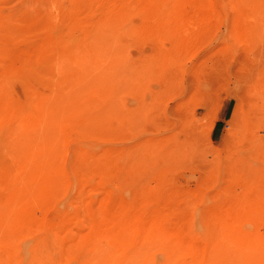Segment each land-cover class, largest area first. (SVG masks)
I'll use <instances>...</instances> for the list:
<instances>
[{
	"label": "rangeland",
	"instance_id": "obj_1",
	"mask_svg": "<svg viewBox=\"0 0 264 264\" xmlns=\"http://www.w3.org/2000/svg\"><path fill=\"white\" fill-rule=\"evenodd\" d=\"M0 264H264V0H0Z\"/></svg>",
	"mask_w": 264,
	"mask_h": 264
},
{
	"label": "bare ground",
	"instance_id": "obj_2",
	"mask_svg": "<svg viewBox=\"0 0 264 264\" xmlns=\"http://www.w3.org/2000/svg\"><path fill=\"white\" fill-rule=\"evenodd\" d=\"M238 80H239V79H238ZM241 82H242V81H241ZM244 82H245V81H244ZM245 84H246V83H245ZM252 85H255V84H252ZM253 87H254V86H253ZM242 88H243V87H242ZM246 88H247V87H246ZM254 88H255V87H254ZM254 88H253V89H254ZM245 90H246V89L244 88V92H245ZM255 90H256V89H255ZM246 91H247V90H246ZM248 91H249V90H248ZM242 92H243V91H241V93H242ZM245 94H246V93H245ZM245 94H244V95H245ZM236 97L238 98V96H236ZM236 97H235V99H236ZM242 97H243V96H242ZM244 98H245V97H244ZM244 98H243V99L238 98V99H239L240 101H241V100L244 101ZM236 100H237V99H236ZM239 100H238V101H239ZM243 101H241V103H243ZM244 103H246V102H244ZM239 106H241V105H239ZM239 106H238V107H239ZM246 106H247V105H246ZM241 107L244 108L243 106H241ZM236 109L239 110V108H236ZM237 110H236V112H237ZM244 111H245V110H244ZM240 112H242V109L240 110ZM234 113H235V112H234ZM247 113H248V111L245 112V114H244V112H243V114L245 115L246 118H247ZM235 114H236V113H235ZM235 114H234V115H235ZM241 114H242V113H241ZM236 115H237V114H236ZM248 115H249V114H248ZM250 115H251V114H250ZM237 116H238V115H237ZM240 116H243V115H239L238 117H240ZM243 117H244V116H243ZM245 117H244V118H245ZM249 117H250V116H248V119H247V120H250V123L253 122V124H254V123H255V122H254L255 119L252 118V117H250L251 119H254V120L251 121V119H249ZM234 118H236V117H234ZM236 119H237V118H236ZM236 119H234V121H235ZM242 119H243V118H242ZM247 120H246V121H247ZM237 121H238V120H237ZM247 122H248V121H247ZM243 123H244V121H243ZM250 123H249V124H250ZM241 124H242V122H241ZM244 124H245V126H246V123H244ZM244 124H243L242 126H244ZM249 124H248V125H249ZM188 125H189V123H188ZM233 125H234V124H232L231 126H233ZM248 125H247V126H248ZM251 125H252V124H251ZM191 126H192V125H191ZM237 126H238V125H237ZM242 126H241V127H242ZM192 127H193V126H192ZM241 127H240V128H241ZM251 127H252V126H251ZM258 127H259L258 129L260 130V125H259V124H258ZM188 128H189V126H188ZM190 128H191V127H190ZM233 128H235V127H233ZM245 128H246V127H245ZM255 129H256V128H255ZM258 129H256V130H258ZM189 130H190V129H189ZM191 130H192V129H191ZM193 130H194V129H193ZM239 130H240V129H238L237 131H239ZM244 130H245V129H244ZM244 130H241V131H244ZM251 130H252V129H251ZM251 130H250V132H251ZM259 130H258V132H259ZM261 131H263V130H261ZM190 132H191V131H190ZM190 132H189V133H190ZM194 132H195V131H194ZM189 133H188V134H184V135H185V136L190 135ZM253 133H254V132H253ZM238 134H239V133H238ZM241 134H242V133H241ZM241 134H239V135H241ZM244 134H245V131H244V133H243L242 135H244ZM251 134H252V132H251ZM237 136H238V135H237ZM190 137H191V135H190ZM192 137L194 138V134H192ZM244 137H245V136H244ZM244 137H240V138H242V140H244V139H243ZM256 137H257V136H256ZM256 137H255V138H256ZM193 138H190V139L192 140ZM252 138H253V137H252ZM258 138H259V136H258ZM248 139H249V138H248ZM250 139H251V137H250ZM173 140H174V139H173ZM188 140H189V139H188ZM188 140H187V141H188ZM194 140H195V138H194ZM237 141H238V140H237ZM253 141H254V139H253ZM242 142H243V141H242ZM242 142H241V143H242ZM244 142H246V141H244ZM254 142H255V141H254ZM256 142H257V141H256ZM259 142H260V141H259ZM261 142H262V140H261ZM184 143H185V142H184ZM186 143H187V142H186ZM190 143H191V141H190ZM237 143H239V142H237ZM257 143H258V142H257ZM257 143H256V144H257ZM191 144H192V143H191ZM252 144H253V142H252ZM254 144H255V143H254ZM242 145H243V144H242ZM248 145H249V144H248ZM243 146H244V145H243ZM254 146H255V145H254ZM251 147H252V146H251ZM169 148H171V147H169ZM252 148H253V147H252ZM257 149H258V148H257ZM255 151H256V150H255Z\"/></svg>",
	"mask_w": 264,
	"mask_h": 264
}]
</instances>
